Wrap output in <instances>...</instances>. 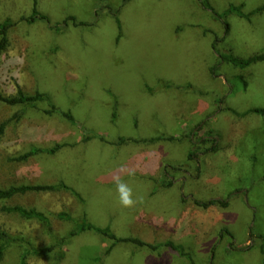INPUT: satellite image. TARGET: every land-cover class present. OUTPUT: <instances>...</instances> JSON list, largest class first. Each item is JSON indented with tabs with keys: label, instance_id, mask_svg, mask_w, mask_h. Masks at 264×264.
<instances>
[{
	"label": "rangeland",
	"instance_id": "374dc122",
	"mask_svg": "<svg viewBox=\"0 0 264 264\" xmlns=\"http://www.w3.org/2000/svg\"><path fill=\"white\" fill-rule=\"evenodd\" d=\"M0 23V95L46 96L0 99V188L59 186L0 200L23 241L0 264H264V60L224 58L264 53V0H0Z\"/></svg>",
	"mask_w": 264,
	"mask_h": 264
},
{
	"label": "trees",
	"instance_id": "16d2710c",
	"mask_svg": "<svg viewBox=\"0 0 264 264\" xmlns=\"http://www.w3.org/2000/svg\"><path fill=\"white\" fill-rule=\"evenodd\" d=\"M127 1V0H125ZM37 17L44 19L46 18L43 15H40L37 13L36 11V7H35V11H34V15L30 18L31 20L36 19ZM10 24L7 23H0V57L3 54V52L9 47L10 45V40L8 38V28H9ZM226 61L232 62L234 65H238V66H248L254 62L260 61V60H264V53L262 54H257L254 56H251L250 58L244 59V58H235L230 56V58H226L224 57ZM223 58V59H224ZM46 98V96L44 94H36V95H28L27 93H25L22 89H19L17 95L15 96H9V97H4L2 95H0V99L6 101L7 103L10 104H15L18 102H22L25 104H30L32 102V100L35 99H43ZM256 113L259 114H264V109L263 108H256L253 110ZM4 127L5 124H1L0 125V136L1 134L4 132ZM202 141H208L211 140L212 145L210 148H207L204 150L203 153H208L209 151H215L217 149L216 146V139L207 137V136H201ZM53 151V150H52ZM55 151V149H54ZM196 152H190V156L192 157L193 155H195ZM27 156H29V154H26L24 156H21L19 159L22 158H27ZM172 181H169L167 185H172ZM59 186H54V185H12L8 188H0V200L1 199H11L13 198L15 195L17 194H23V193H28L31 191H53L58 189ZM65 186H61L60 188H64ZM195 202L197 203V205L204 207V208H208L211 205H215V204H222V205H227L228 203L226 201H220V200H215V199H211L209 201H205V202H201L198 200H195ZM7 211H11V212H18L22 217H25L27 219H44V215L41 212L36 211L35 209H27L21 206H13L10 208H5ZM85 227V225H84ZM98 231H100L99 229H97ZM21 243L23 242L22 240L11 236L10 234H8L5 231H0V262L4 256L5 251L8 249L9 246L12 245V243ZM263 253H264V249H262ZM41 250L40 249H36V248H28L26 250L25 253H23L22 257H21V264H26L27 262V257L30 254H40Z\"/></svg>",
	"mask_w": 264,
	"mask_h": 264
},
{
	"label": "clouds",
	"instance_id": "9594fccd",
	"mask_svg": "<svg viewBox=\"0 0 264 264\" xmlns=\"http://www.w3.org/2000/svg\"><path fill=\"white\" fill-rule=\"evenodd\" d=\"M130 175H134V172L130 173ZM114 183L116 185V191L118 193L119 203L121 206L125 208H134L143 202L142 196L133 195V188L128 181H125L120 177H115Z\"/></svg>",
	"mask_w": 264,
	"mask_h": 264
}]
</instances>
